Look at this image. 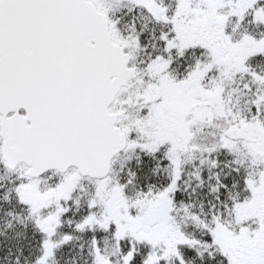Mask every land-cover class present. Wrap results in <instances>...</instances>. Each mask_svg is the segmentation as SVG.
Masks as SVG:
<instances>
[{"label":"snow or ice","instance_id":"6c2138e0","mask_svg":"<svg viewBox=\"0 0 264 264\" xmlns=\"http://www.w3.org/2000/svg\"><path fill=\"white\" fill-rule=\"evenodd\" d=\"M0 264H264V0H0Z\"/></svg>","mask_w":264,"mask_h":264}]
</instances>
